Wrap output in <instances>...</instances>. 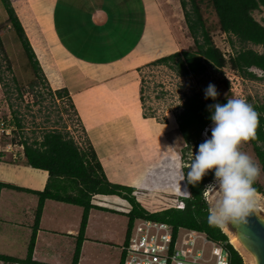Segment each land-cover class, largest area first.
I'll return each instance as SVG.
<instances>
[{
  "label": "crops",
  "instance_id": "crops-1",
  "mask_svg": "<svg viewBox=\"0 0 264 264\" xmlns=\"http://www.w3.org/2000/svg\"><path fill=\"white\" fill-rule=\"evenodd\" d=\"M82 1L76 0L79 9L84 11L79 18L97 37H101L96 40L98 50L86 57L82 49L74 50L64 43L58 25L60 12L65 9L69 13L70 9L65 7L64 0H40L37 35L42 38L41 55L31 43L53 89H68L81 121L86 146L94 147L107 180L134 188L132 196L146 207L138 192L147 183L140 179L143 170L138 168L142 162L143 145L136 143L137 131L144 129L142 115L133 107L141 104L140 67L153 61L156 54L142 47L143 32L137 41L130 39L133 37V17L124 14L123 8L118 6L108 10V5H117V0ZM169 1L165 0V4ZM151 2L160 7L161 0ZM159 14H162L168 33L172 34L166 14L164 11ZM160 18L156 13L147 17L151 37L160 29ZM50 37H53L55 46ZM84 40V37L80 38L81 42ZM177 49L171 42L163 52L166 55ZM104 50L110 51L111 55H104ZM18 144L11 140L5 148L0 147V182L16 186L0 189V254L24 260L28 256L40 199L36 191L46 188L49 172L29 165L23 147ZM147 147L151 146L147 144ZM156 176L150 178L148 175V183L152 180L155 189L166 187L168 190L165 172L156 173ZM186 185L188 187L187 182ZM187 191L177 189L175 193L181 197L189 195V187ZM92 203L99 207L90 210L78 264H122L131 203L121 193L94 194ZM82 215L80 205L46 199L31 257L33 264H73ZM201 245L208 253L210 243L201 241Z\"/></svg>",
  "mask_w": 264,
  "mask_h": 264
},
{
  "label": "rangeland",
  "instance_id": "rangeland-1",
  "mask_svg": "<svg viewBox=\"0 0 264 264\" xmlns=\"http://www.w3.org/2000/svg\"><path fill=\"white\" fill-rule=\"evenodd\" d=\"M151 1L117 0V5H108V10L111 11L118 6L123 8L124 14L133 17L134 20H131L133 37H130V39L134 42L137 41L141 32H143L142 47L144 50H151L152 53L156 54L153 61L165 56L164 48L171 42L174 43L175 48H178L177 51L196 48L186 22L185 10L181 5V0H170L172 3L169 1L168 4H165V0H161L159 8L152 5ZM82 2L84 3V0ZM39 3L40 0H15L13 5L17 8L16 12L20 16L19 18L25 30H27L26 33L29 34L27 36L33 42L38 54L41 55L39 47L42 38L37 35ZM197 3L214 43L225 53L226 58L229 59L230 54L242 47L252 48L259 52L264 51L263 46L242 43L236 37H230L224 33L220 29L217 14L209 0H197ZM64 5L70 9L69 13L65 12V9L60 12L58 19L60 35L64 43L74 50L82 49L85 52L84 55L89 57V53L98 50L99 44L96 40L101 37H97L90 26L79 18L83 16L84 11L79 9L76 0H64ZM187 8L192 10L191 2H188ZM161 11H164L165 16H167L168 27L171 29L172 34L171 32L168 33V28L166 29L162 14H159ZM152 13H156L161 17L158 19L160 29L156 31V36L153 37L150 36V30L146 22L147 17ZM253 15L264 25V6L254 10ZM6 18H8L7 12L0 2V22L6 20ZM88 31H90V34ZM2 35L5 36V47L12 60L13 69L9 70L6 63L0 58V77L3 76L5 82L4 84L3 81H0V120L13 119L11 107L13 103L14 108L19 110L25 127L23 130L14 127L12 135H6V133L0 131V147L5 148L11 140L18 143L23 137L22 134L30 138L41 137L42 133L51 126L62 128L63 125H67L66 130L70 132L80 147H85L86 139L82 125L79 123L78 116L68 99L62 100L50 94L46 89V86H51L48 79L37 85L36 92L31 93L30 82L34 78V73L26 63L22 46L14 35H7L4 31H2ZM82 37L85 38L84 42L80 41ZM49 39L53 41L55 46L53 37ZM109 54L111 55L110 51L104 50V55ZM153 61H147L148 64L146 63L140 67L142 88L139 97L141 104L136 108L133 107L137 113L142 115L141 124L144 129L140 132L137 131L136 141L137 144L143 145L142 162L138 164V168L143 170L140 179L147 182L138 191L140 192L139 199L141 202L149 208L148 210H163L162 208H168V206L175 207L178 201L182 199V197H178V194L176 196L175 191L177 192V189H183L184 193L188 192L187 180L193 178L199 171L190 163V158L194 157L196 148L194 145L188 146L185 143L178 128L176 116L180 113L187 94H191L193 90L199 91L203 86L213 85L219 97L230 100L229 108L235 114L233 123L235 135L232 136L229 131L222 127V124L217 122L209 124L207 131L202 133L203 140L217 145L222 152L212 161V164H226L228 166L227 170L219 172L212 181L207 183L204 189V197L209 204L210 211L215 215L224 231L228 228L229 231L234 232L231 216L240 202H251L252 207L264 216V195L256 192L245 181L243 172L245 170L251 171L261 185H264V175L252 143L242 133L243 124L240 121V113L235 107L236 103H241L244 105L243 109L247 112L249 105L264 103L263 71L257 67H252L251 71L258 77H262L261 79H249L239 75L230 67L229 63L222 69L207 64V69L204 72L189 76L179 75L170 66L162 63H152ZM13 77L16 78L17 83L23 89L22 97L16 90L17 83H15ZM22 131L25 133H22ZM147 144L152 148L147 147ZM154 166H157V168H153ZM189 166L192 169L186 173L187 169L185 170V167L188 168ZM148 169L150 172L147 171ZM161 172H165L167 176L165 186H168V190H166V187L155 189V183L152 180L151 183H148V175L153 178L156 173L159 175ZM135 183L137 184V181ZM126 220L128 219L126 218ZM209 249L210 245H208L207 255L210 252ZM215 260L216 258L213 257L211 263L214 264ZM244 263L250 264L249 260L245 258Z\"/></svg>",
  "mask_w": 264,
  "mask_h": 264
},
{
  "label": "trees",
  "instance_id": "trees-1",
  "mask_svg": "<svg viewBox=\"0 0 264 264\" xmlns=\"http://www.w3.org/2000/svg\"><path fill=\"white\" fill-rule=\"evenodd\" d=\"M214 8L220 29L227 35L236 37L242 43H253L264 47V25L253 15V11L264 6V0H209ZM7 12L8 18L0 22V58L6 63L9 70L13 69L12 60L5 47V36H15L21 46L22 53L26 56V63L34 73L30 82L31 93L36 92V87L47 80L43 72L34 47L31 44L26 30L19 18L12 0H0ZM188 2L192 3V10L187 8ZM185 10V18L194 39L196 48H186L171 54L157 58L152 63H162L176 70L179 75H199L207 69V64H212L217 69L224 68L227 63L242 77L249 79H261L253 71L252 67L261 69L264 73V51L259 52L252 48L242 47L230 54L229 59L225 53L213 41L210 30L206 25L197 0H181ZM9 29V30H8ZM14 39V37H13ZM1 65V62H0ZM17 83L16 78H14ZM264 79V76H263ZM0 81L4 82L3 76ZM227 83H229L227 81ZM17 91L23 96V89L17 83ZM49 93L59 99H68L74 112L77 114L73 102L70 100L69 91L66 88L53 90L52 86H46ZM230 100L221 98L213 85L193 90L184 98L182 109L176 116L178 128L185 143L194 145L196 151L190 163L198 169L197 174L188 180L189 195L183 198L184 208L168 207L159 211H150L145 208L135 196H132L134 188L113 184L104 175L102 164L92 145L81 148L74 137L66 130L67 125L61 127L51 126L46 129L41 137L30 138L22 134L18 142L23 146L27 163L35 168L45 169L49 172V181L46 188L36 191L39 195V203L35 215V223L31 236L28 256L22 260L12 256L1 255L0 261L23 262L33 264L31 257L36 240L38 225L40 223L42 209L46 199H55L80 205L83 207V215L74 253L73 264H78L82 241L88 223L90 210L96 206L92 203L94 194H119L131 203V211L128 212L129 226L128 236L135 220L146 218L168 222L176 231L179 228H187L198 233L205 234L211 241L223 244L228 253L230 264H245L243 255L230 242L228 234L221 228L217 218L210 211L209 204L204 197V189L207 183L219 173L228 169L227 165L212 164V161L222 154L217 145L202 139V133L212 122H219L223 128L235 135L233 123L235 114L229 108ZM243 104L236 103V110L240 113L244 136L252 143L261 169L264 175V103H253L248 106V111L243 109ZM13 119L17 129L23 130L24 123L19 110L11 104ZM78 116V114H77ZM79 123L81 124L78 116ZM56 123V122H55ZM22 133H25L22 131ZM187 169V170H186ZM192 168L185 167L186 173ZM245 181L258 193L264 195V185H261L249 170L243 172ZM3 186L16 187L0 182ZM124 191V192H123ZM128 240V237H127ZM124 255L122 258V264Z\"/></svg>",
  "mask_w": 264,
  "mask_h": 264
},
{
  "label": "built area",
  "instance_id": "built-area-1",
  "mask_svg": "<svg viewBox=\"0 0 264 264\" xmlns=\"http://www.w3.org/2000/svg\"><path fill=\"white\" fill-rule=\"evenodd\" d=\"M14 127L10 120H0L2 133L12 135ZM181 197L175 208H184L183 198L187 196ZM201 241L210 243L209 257ZM213 257L216 258L214 264H230L223 244L211 241L194 230L181 227L176 231L168 222L140 218L135 220L124 246L123 264H212Z\"/></svg>",
  "mask_w": 264,
  "mask_h": 264
},
{
  "label": "water",
  "instance_id": "water-1",
  "mask_svg": "<svg viewBox=\"0 0 264 264\" xmlns=\"http://www.w3.org/2000/svg\"><path fill=\"white\" fill-rule=\"evenodd\" d=\"M234 232L255 254L258 264H264V216L257 214L246 202L236 206L231 216Z\"/></svg>",
  "mask_w": 264,
  "mask_h": 264
},
{
  "label": "bare ground",
  "instance_id": "bare-ground-1",
  "mask_svg": "<svg viewBox=\"0 0 264 264\" xmlns=\"http://www.w3.org/2000/svg\"><path fill=\"white\" fill-rule=\"evenodd\" d=\"M246 202V201H244ZM244 202H240L237 204L240 205V204H243ZM251 208H253L251 205L252 203L247 201L246 202ZM254 209V208H253ZM254 211L259 214V211L257 209H254ZM227 216V215H226ZM261 216L263 217V215L261 214ZM221 218V217H220ZM226 228V227H225ZM228 235H229V238H230V242L240 251V253L244 256L245 259H248L250 264H258L257 262V257L255 256L254 253H252L247 247L246 245L242 242V240L240 239V236L239 234H237L236 232H231L229 231V229L227 228L225 230Z\"/></svg>",
  "mask_w": 264,
  "mask_h": 264
},
{
  "label": "clouds",
  "instance_id": "clouds-1",
  "mask_svg": "<svg viewBox=\"0 0 264 264\" xmlns=\"http://www.w3.org/2000/svg\"><path fill=\"white\" fill-rule=\"evenodd\" d=\"M10 121H12V120H10ZM215 122H217V121H215ZM213 123V122H212ZM217 123H219V122H217ZM220 124V123H219ZM209 126V125H208ZM223 127V126H222ZM207 128L208 127H206L205 129H204V131H203V133L204 132H206L207 131ZM226 130V129H225ZM227 131V130H226ZM212 144V143H211ZM213 145H215V144H213ZM223 165H226V164H223ZM225 170H227V169H225ZM223 171V170H222ZM219 172H221V171H219ZM190 180V179H189ZM188 181V180H187ZM188 196V195H187ZM185 198V197H184ZM202 234V233H201ZM203 235H205V234H203ZM206 236V235H205ZM207 237V236H206ZM210 249H211V245H210Z\"/></svg>",
  "mask_w": 264,
  "mask_h": 264
}]
</instances>
